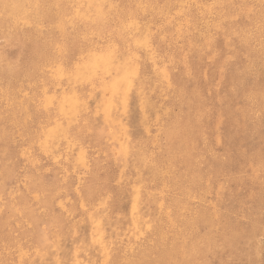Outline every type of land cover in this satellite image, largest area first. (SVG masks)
Instances as JSON below:
<instances>
[{
  "label": "rangeland",
  "instance_id": "rangeland-1",
  "mask_svg": "<svg viewBox=\"0 0 264 264\" xmlns=\"http://www.w3.org/2000/svg\"><path fill=\"white\" fill-rule=\"evenodd\" d=\"M253 1L255 0H245L236 12L224 13L219 24L212 23L211 26L214 27L209 32L198 30L197 34H194L187 29L185 10L178 14L184 17L182 20L176 19L179 11H172L161 20V27L166 30L167 36L184 45L182 49L175 48V53L182 58L179 63L189 65L194 77L185 74L183 65L181 73L173 68H163L158 63L157 43L151 37L150 31L146 34L144 45L151 52V74L157 79L160 78L161 88L159 95L157 90V107L153 102L152 106L144 108L146 122L140 124L144 128L148 125L150 131H142L147 140L140 141L150 144L151 151L160 155L159 160L165 165L162 178L166 176L163 179L168 191L160 192L164 202V205H161L160 218L164 227L162 234L165 236H161L163 238L159 240L160 246H156L153 252L147 253L145 245H131L124 247L117 258L135 259L139 260L138 263L147 264H196L199 259L204 258L202 255L210 250L227 247L234 252V247L238 246L236 243L240 241L245 246V256L247 251L249 264H264V61L252 65V71L248 69L251 64L250 54H264V40L258 42L253 36L255 33H250L255 25L262 30L264 36V1ZM40 3V0H0V14L6 18L8 24L10 20L13 22L17 18L25 21L27 30L38 33L34 39L35 44L49 46V39L40 30L42 15L36 11V5ZM24 4L28 5L29 9L32 7L30 19L22 9ZM33 4L34 6H31ZM196 7L205 9V4L197 3ZM0 25H3V21ZM53 27L55 23L51 29L58 37L63 36ZM259 34L261 35V32ZM60 39H56L52 44L55 56H59L60 49L64 46ZM252 44H256L255 49L251 48ZM48 59L49 57L42 58V61L36 63L30 61L32 70L13 72L9 68H0V88L4 92L0 90V217L6 216L10 219L0 231V264H26V261L21 260L25 253L33 255L39 251L42 257L47 253L48 242H56L54 240L60 238V232L70 235L72 231L66 227L70 221L86 222L85 228L91 230L92 216L97 211L95 206L88 207L85 211L73 210L72 215L66 217L67 219L63 218V226L66 227H63L64 229H60L52 221L54 216L67 215L63 212L69 207L68 201L78 197L83 191L81 184L93 176V165L101 160L99 143L94 142L91 150L85 143H80L77 150H72L71 153L77 155V162L75 166L66 169L67 174L63 172L62 175H56L55 164L50 159H39L35 166L27 160V144L38 134V125L43 119L38 113L36 116V112L29 106L35 102L33 98L37 94L36 91L42 85L47 89V82L55 78L54 70L58 68L56 70L59 71L63 63L60 59L56 63ZM44 62L46 63L43 64ZM135 69L134 72L137 71L136 66ZM162 69L164 70L161 71ZM161 72L165 73L162 75ZM103 89L107 96L110 87L105 86ZM182 112H188L191 118L184 119L183 122L178 121ZM178 127L187 132L182 133L181 129L171 139L170 132L180 129ZM37 138L34 139L33 145L39 144ZM60 159L59 156L56 157V160ZM42 179L44 182L51 181L46 185L50 187L55 207L49 216L47 211H41V198L36 190ZM164 180L160 177L162 183ZM31 182L35 183V189ZM27 188L33 190L31 194L26 191ZM133 198V195L128 197L129 206L123 212L122 230L125 234L129 230L127 218L130 217ZM19 206L32 220L27 228L31 229V243L27 251V247H21L20 253L16 252L11 243L13 238H20L23 233V224L20 223L23 216ZM80 212L84 214L80 215ZM40 230L45 237L41 235ZM94 230L95 228L92 233ZM243 234L254 235L257 240H249L248 243L239 240L244 238ZM228 237H236L234 244L228 242ZM4 242L8 243L7 248ZM255 244H259L256 248L258 254L254 251ZM38 247L40 249H37ZM88 247H91L89 249L93 251L94 257L104 260L101 263L98 261L97 264H115L110 262L112 259L109 255H104V247L101 244ZM80 249L77 252L67 249L66 251L68 254L73 252L74 255L85 256L88 248ZM223 264H230L228 255Z\"/></svg>",
  "mask_w": 264,
  "mask_h": 264
},
{
  "label": "bare ground",
  "instance_id": "bare-ground-1",
  "mask_svg": "<svg viewBox=\"0 0 264 264\" xmlns=\"http://www.w3.org/2000/svg\"><path fill=\"white\" fill-rule=\"evenodd\" d=\"M33 1L35 2V0ZM40 1V5H36V11L42 15L43 20L40 30L49 39V46L35 44L34 39L38 33L27 30L25 21L17 18L14 19L15 21L12 20L13 22L10 20V24H8L6 18L0 14V22L3 21V25H0V42L2 43L0 44V68H9L16 72L23 69L32 70L33 67L30 61L36 63L37 61H42V58L49 57L55 63L58 59L63 61L60 70L57 71L56 69L58 68L54 70V79L49 80L45 77L48 75L44 76L49 80L47 89L42 85L33 98L35 102L29 106L36 112V116L38 113L42 115L43 119L40 118L41 124L39 123L38 125V134L36 135L39 144L33 145L36 137H33L27 144V160L34 165L39 159L43 161L50 159L55 164L54 172L56 175H62L67 168L75 166V162H77V155H73L71 151L77 150L80 143L87 144L90 147L89 150H91L94 142L100 145V149H97L101 160L98 163H94L93 176L81 184L83 191L79 196L77 195L78 197L68 201L69 207L63 212L67 215H59L52 218L54 225L62 229L65 227L63 226V218L67 219L66 217L73 214V210L85 211L88 207L95 206L97 211L92 216L91 230L85 228L86 222H80V220L70 221L71 225L68 223L69 226H66L68 230L72 231L70 235H68V232L66 235L62 233L63 231L60 232V238L54 240L56 242H48L45 255L41 257L42 253L39 251L34 252L33 255L25 253L21 260L26 261V264H97L98 261L101 263L104 260L94 257L93 251L89 249L91 247L88 246L101 244L104 247V255H109L112 259L111 263L121 264L126 262L125 264H137L139 260L135 261V259L129 258L121 260L117 257L120 256L121 251L126 246L145 245L147 253L153 252L156 246H160L159 240L163 238L161 236H165V234H162L164 227L161 225L160 218L161 205H164L160 192L166 193L168 191L164 180L165 174L164 179L162 178L165 165L159 160L160 155L151 151L150 144H143L140 141L143 139L147 140V136L143 134L149 130L148 125L144 128L140 124L146 122V111L144 108L152 106L153 102H155V107H157V97L161 88L160 78L158 77L157 79L155 75L151 74L149 59L151 52L144 45L146 34L150 31L151 37L155 39L157 50L159 49L158 52L156 51L158 63L163 68H173V70L181 73V66L183 65L185 74L194 77L189 65L187 63H179L182 58L175 53V48L182 49L184 45L173 41L172 38L167 36L166 30L161 27V20L172 11H179L176 19L178 21L182 20L184 17H180L178 14L181 13V10H185L187 29L194 34H197L198 30L209 32L214 27L211 26L213 22L219 24L223 19L222 15L224 13L236 12L245 0H195V2H190L189 0ZM260 1L262 3L264 0ZM253 2H257V0ZM197 3L205 4V9H197ZM34 4L31 6H34ZM22 9L30 19L31 11L28 5L24 4ZM204 18H207V20H204ZM183 22L185 24V21ZM54 23L56 29L61 33L60 35L63 36L58 37L55 34L56 32L51 29ZM167 26L169 25L167 24ZM259 32H261V35ZM250 33L252 35L255 33L253 36L258 42L264 40L262 30L255 25L252 26ZM243 36H245V32H243ZM60 38L64 46L63 48L61 47L59 56H55L52 44L56 39ZM251 48L255 49L256 44H252ZM250 56L251 64L248 65V69L252 71V65H255L256 62L264 61V54L256 52L250 54ZM135 66L137 67L136 72H134L136 70ZM40 69H42L41 66ZM105 86L110 87L107 96H105L103 89ZM1 91L3 92V90ZM188 118H191L190 114L182 112L178 121L183 122L184 119ZM178 128L180 129L170 132L171 139L181 129L182 133L187 132L182 127ZM241 132L243 131L241 130ZM79 153L78 155H81L83 152ZM57 156L62 160H56ZM79 159L81 158L79 157ZM160 177L161 180H164L163 183L160 181ZM50 182H44L42 179L36 186L38 195L41 198V211L43 213L47 211L48 216L55 207L52 192L49 190L50 187L46 185V183ZM31 183L35 189V183ZM26 191L31 194L33 190L27 188ZM130 195H133L134 198L130 207V217L127 218L129 230L125 234L122 230L123 212L129 206L128 197ZM196 201L198 203V200ZM19 208L21 209L20 214L23 216V220L20 221L23 224V230L21 229L23 233L20 238H13L11 243L15 247L16 252L20 253L21 247H27V249L24 248L27 251L31 243V229L27 230V228L32 220L29 219L30 216L22 207L19 206ZM79 214L83 215L84 212ZM8 222H10L8 217H0V231L5 228ZM94 228L95 234L92 233ZM42 234L43 232H41ZM43 235L45 237V234ZM243 237L239 238V240H245L247 243L249 240H257L254 239V235L243 234ZM228 238V242L234 244L236 237ZM7 244L5 243L6 248ZM36 244L38 246V243ZM230 245L228 244V246ZM236 245L238 246L234 247V252L227 247L221 250L214 249L205 252L202 255L204 258L199 259L196 264H223V260L227 255L229 256L230 264H249L247 251L246 256L244 252L245 246L240 241ZM258 245L255 244L254 251L256 254H258V250H256ZM80 248H88L86 257L74 255L73 252L68 254L66 251L67 249L77 252L81 250ZM37 249L40 248L38 247ZM104 257L106 258V256ZM142 263L147 264L146 262L138 264Z\"/></svg>",
  "mask_w": 264,
  "mask_h": 264
}]
</instances>
